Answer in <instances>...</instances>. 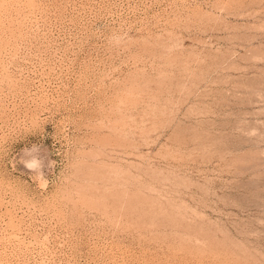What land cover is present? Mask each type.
<instances>
[{
  "label": "rangeland",
  "instance_id": "obj_1",
  "mask_svg": "<svg viewBox=\"0 0 264 264\" xmlns=\"http://www.w3.org/2000/svg\"><path fill=\"white\" fill-rule=\"evenodd\" d=\"M0 264H264V0H0Z\"/></svg>",
  "mask_w": 264,
  "mask_h": 264
}]
</instances>
